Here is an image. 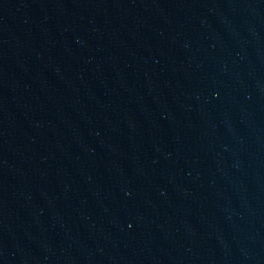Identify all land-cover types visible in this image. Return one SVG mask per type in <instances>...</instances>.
I'll return each mask as SVG.
<instances>
[{"label":"water","instance_id":"obj_1","mask_svg":"<svg viewBox=\"0 0 264 264\" xmlns=\"http://www.w3.org/2000/svg\"><path fill=\"white\" fill-rule=\"evenodd\" d=\"M0 264H264V0H0Z\"/></svg>","mask_w":264,"mask_h":264}]
</instances>
